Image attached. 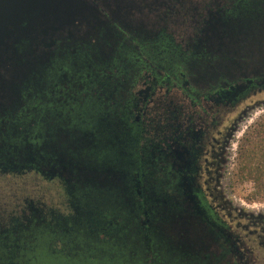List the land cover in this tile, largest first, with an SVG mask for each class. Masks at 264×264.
Segmentation results:
<instances>
[{"label": "flooded vegetation", "instance_id": "1", "mask_svg": "<svg viewBox=\"0 0 264 264\" xmlns=\"http://www.w3.org/2000/svg\"><path fill=\"white\" fill-rule=\"evenodd\" d=\"M48 5L49 21H109L110 35L56 42L0 110V198L15 202L0 205V264H43L44 251L60 264H264V210L224 184L264 105V0H201L197 17L144 33L110 22L102 0ZM206 23L240 27L241 57L200 47Z\"/></svg>", "mask_w": 264, "mask_h": 264}, {"label": "water", "instance_id": "2", "mask_svg": "<svg viewBox=\"0 0 264 264\" xmlns=\"http://www.w3.org/2000/svg\"><path fill=\"white\" fill-rule=\"evenodd\" d=\"M102 2L111 18L118 20L110 22L137 33H144L159 19L177 22L197 17L201 7V0H134L131 8L128 1ZM48 3L49 0H0V110L18 99L20 86L34 67L53 56L56 42L88 39L101 29L110 35L109 21H49ZM91 10L82 11L86 12V18L95 19ZM233 27L206 23L198 37L199 46L226 53L229 58L241 57L242 32L240 27L236 30ZM251 42L257 43V40ZM259 55L264 64V52ZM242 64L239 60L226 62L232 68H241ZM13 201V198H0L6 213ZM177 229L174 225L173 230Z\"/></svg>", "mask_w": 264, "mask_h": 264}, {"label": "rangeland", "instance_id": "3", "mask_svg": "<svg viewBox=\"0 0 264 264\" xmlns=\"http://www.w3.org/2000/svg\"><path fill=\"white\" fill-rule=\"evenodd\" d=\"M234 145V161L224 181L226 194L242 207L264 210V105L250 113Z\"/></svg>", "mask_w": 264, "mask_h": 264}, {"label": "trees", "instance_id": "4", "mask_svg": "<svg viewBox=\"0 0 264 264\" xmlns=\"http://www.w3.org/2000/svg\"><path fill=\"white\" fill-rule=\"evenodd\" d=\"M43 256V257H42ZM42 257V261H44L43 264H60V263H64L65 258H63L60 254H54L52 255L51 253H46V251L43 252V254L41 255ZM55 259V260H54ZM53 261H62L60 263L58 262H53ZM66 264V263H65Z\"/></svg>", "mask_w": 264, "mask_h": 264}]
</instances>
